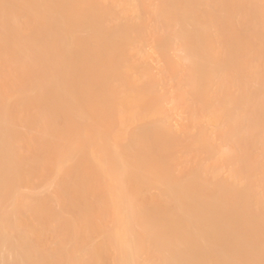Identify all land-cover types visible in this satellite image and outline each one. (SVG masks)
I'll use <instances>...</instances> for the list:
<instances>
[{
  "label": "bare ground",
  "instance_id": "obj_1",
  "mask_svg": "<svg viewBox=\"0 0 264 264\" xmlns=\"http://www.w3.org/2000/svg\"><path fill=\"white\" fill-rule=\"evenodd\" d=\"M11 1L0 0L3 25L16 17ZM63 2L23 7L34 11L28 23L42 26L40 40L31 39L33 28L22 43L8 40L1 25L0 54L10 64L1 63L14 64L1 66L2 84L18 85L25 67L19 77L47 83L33 114L17 116L43 128L32 129L35 146L31 132L19 135L33 145L23 146L29 155L21 148L33 168L16 147L3 165L18 175H8L0 205L20 201L12 210L23 218L0 221L2 263L264 264V0ZM46 40L68 61L72 100L59 101L70 102V114L55 100L61 89L49 79L52 56L41 55ZM20 88L19 101L38 91ZM83 114L95 123L89 134ZM180 155L186 167L175 173ZM19 182L30 190L15 191Z\"/></svg>",
  "mask_w": 264,
  "mask_h": 264
},
{
  "label": "rangeland",
  "instance_id": "obj_2",
  "mask_svg": "<svg viewBox=\"0 0 264 264\" xmlns=\"http://www.w3.org/2000/svg\"><path fill=\"white\" fill-rule=\"evenodd\" d=\"M66 1H67V2H66ZM66 1L64 0V2H63V5H62V6H63V9H67V8H69V6L66 7V5H65V4H67L68 2H69L68 5H71L70 2H71L72 0H71V1H70V0H66ZM11 2L13 3V6H14L13 8H14L15 11L13 10V14H14V16L16 15L15 18H18V17H19V18H21V19H18V20H17V19L14 18V21L16 20L15 22L12 21V20H10V22L12 21L11 23H12L13 25H11L10 22H7L6 25H3L4 23H6V21H3V22H2L3 24L0 22V23H1V24H0V30L2 31V32H0L1 35L4 33V31H7V33L5 32L4 34H5L6 38L8 37V38H7L8 40H9V36H10V37L13 36V37H11V38L13 39L14 37H15V38L18 37V35H19L20 37L22 36V37L24 38V35H25V39H23V38L21 37L22 40H21L20 38H16V39L14 38L15 40L18 39L17 41L22 43V41H23V40L25 41L26 39H28L29 36L32 37V32H33V35H34V36H33L31 39H34V40H40V38L42 37V35H43V33H44V31L42 30V26H41V25H37V24H36V26H34L33 24L30 25V24L28 23V21H27V19L29 18V16H30L31 14L34 15V14H33L34 11H33V12H30V11L36 9V8H35L36 6H35L34 4L37 3V0L33 1V2H35V3H33L32 0H30V1H29V0H17V1H16V0H13V1H11ZM24 2H26V3H24ZM29 3H31L33 6H32L31 4H29ZM15 4H16V5H15ZM21 4H22V5H21ZM24 5H26L27 7L24 6ZM64 5H65V6H64ZM18 6L20 7V8H19L20 11H19L18 14H17V11H18V10L16 11V7H18ZM23 7H25V9H28L29 7H31V8L34 7V8H33V9L29 8L30 11H29V10H26V11H25ZM21 8H23V11H25V12H23ZM17 9H18V8H17ZM36 10L38 11V9H36ZM36 10H35V11H36ZM21 11H22V12H21ZM26 12H27V13H26ZM23 13H24V14H23ZM30 13H31V14H30ZM19 14H20L21 16H20ZM25 15H26L27 17H23V16H25ZM32 15H31L30 17H32ZM22 17H23V18H22ZM25 19H26V23H25ZM18 21H19V24H17ZM20 21H22V22H20ZM23 21H24L25 25H24ZM15 23H16L17 25H20V24H22V25H20V26H16ZM51 23H53V21H50V22H49V24H51ZM8 24H9V25H8ZM14 24H15V26H16L17 28L14 26ZM28 24H29V26H27ZM1 25L3 26V29H4V27H5V29H6L8 26H9V28H11L12 26H14V27H13V28H14V29H13L14 31L12 30V28H11L12 31H11L10 29H8V28H7L8 30H5V29H4V31H3V30L1 29V28H2ZM25 26L28 27V28H26ZM32 26H33V27H32ZM37 26H38V27H37ZM22 27H23V29H25V30H22V29H21ZM35 27H37L38 29L35 28ZM32 28H33V29H32ZM39 28H40V29H39ZM29 29H32L33 31H32V30H29ZM34 29H35V30H34ZM36 29H37V30H36ZM9 30H10V31H9ZM16 30H17V31H16ZM31 31H32V32H31ZM11 32H15V33L17 32V34H15V33H11ZM10 33H11V35H8V34H10ZM19 33H20V34H19ZM35 33H37L39 36H36ZM4 34H3V35H4ZM22 34H23V35H22ZM28 34H29V35H28ZM3 35H2V38L5 39V36H3ZM7 35H8V36H7ZM16 35H17V36H16ZM26 35H27V36H26ZM44 35H45V33H44ZM44 35H43V36H44ZM35 36L38 37V39H37ZM35 38H36V39H35ZM12 39H10V40L14 43V40H12ZM42 39H43V38H42ZM20 40H21V41H20ZM17 41L14 43V44H16V45H15L16 47H17L18 45H20V43L18 44ZM48 41H49V42H48ZM44 42H45V43L47 42V43H46L47 45H46ZM44 42L42 41V44H43V43H44V44L41 45V48H43V50H44V51H43V54H41V55H45V54H46V56H47V54L49 53L48 56H50V57L52 56L51 58L53 59V62H52V69H53L54 71L52 70L53 74H52V73L50 74L51 76H49V79L52 80V81L55 83V87H56V88H59V89L62 90V93H61V90H58V89H57V93H56L55 98H57V95H58L59 98L55 99V100H56V103L58 102L57 105L59 104V105H58L59 107H60V106L63 107V105L66 104V105H64L65 109H64V107H63L64 112H65V113H66V112H67V113L69 112L68 114H70V109L66 108V106H67V104H69V103L71 102V100H72L71 97H69V96H71V93L69 94L68 92H71V89H69L68 84H69L70 82H72L73 80H70V79L72 78V77H71L72 74L70 73V69L68 68V61L62 57V52H61V51H62V48H60L59 46H55V45H53L54 43L52 44V42H51L50 40H46V41H44ZM17 44H18V45H17ZM48 45H49L50 49L52 48L51 50L48 49L49 47H48V48H44V47H47ZM52 45L54 46V48H53ZM43 46H44V47H43ZM57 47H58V48H57ZM18 48H19V46H18ZM18 48H16V49H18ZM59 48H60V49H59ZM55 49H56V50H55ZM14 50H15V48H14ZM41 50H42V49H41ZM47 50H49L50 52L47 51ZM54 50H55L56 52H55ZM45 51H47V52H45ZM54 52H55V53H54ZM15 55H18V54H15ZM21 55H22V54H21ZM21 55H19V56L22 57ZM2 56H3V57H2ZM53 56H54V57H53ZM56 56H57V59H56ZM0 57H2V58L4 59V60H2V61L0 60V68H1V66H2V70H8V69H11V68L14 66V64L12 65V67H11V65H8V63L10 62V60L5 59L6 57L4 58V55H1V54H0ZM16 57H18V56H16ZM2 58H0V59H2ZM59 58H60V59H59ZM4 61H7V62L9 61V62H8V63L6 62L4 65H2V63H3ZM1 62H2V63H1ZM56 62H57L58 64H57ZM59 62H60L61 64H60ZM53 63H54L55 65H54ZM9 64H10V63H9ZM11 64H12V62H11ZM63 64H64V65H63ZM7 65H8L7 69H6V68L3 69V67H4V66L6 67ZM53 65H54V66H53ZM57 65H58V66H57ZM60 65H61V66H60ZM25 66H26V65H25ZM25 66H24V67H25ZM55 66H56V68H54ZM9 67H10V68H9ZM57 67L59 68V70H58ZM61 68H62V69H61ZM63 68H64V70H63ZM22 69L24 70V68H22ZM67 69H68V70H67ZM0 70H1V69H0ZM23 70H21L20 72H22ZM27 70H28V69L25 67V71H23L22 73H26ZM60 70H61L62 72H61ZM57 71H58V72H57ZM65 71H66V72H65ZM20 72H18V73H20ZM157 72H159L158 69H157ZM18 73H17V76H18V77L16 76L17 78L15 79L16 81H18V85L15 84V83H13V85L11 86V87H13L12 89H11V87H9V86L5 87L7 84H4V83H3L4 85L2 84V82H4V79L1 80L2 77H1V75H0V77H1V78H0V82L2 81V82L0 83V85H1L0 87H2V88L5 87L4 89L0 88V89H1V90H0V94H1L0 96L2 97V98L0 97V99H5V98H6L5 100H0V107H2V109H1V108H0V109H1L3 112H4V110H5L4 113L1 112V110H0V114L2 115V116H1L2 118L0 117V127H1V125H2V127L0 128V131H1V135H2V132L4 133L3 135H5V134L7 135V137L5 136V143H4V138L1 140L2 143L6 144V145H4V144L0 145V147H1V146L3 147V148L0 149V152H1L2 155H3V152H4V156H5V158H4V156H2V155L0 154V168H1V169H0V170H1V171H0V178H2V179H0V190H1L0 193H2L3 190H5V191L7 192L8 187L11 185V184L8 185V182H10V179L8 180V177L10 176V178H11L13 175H14V177L18 175V174H16V173H14L13 170H12V173H13V174H11V171H9V169L7 168V170L10 172V173H8V171H6V169H4L5 167H4L3 165H6V164L11 160V159H10L11 157L13 158L14 155H17V152H19V151H17L16 148L19 149L20 151H22V153H24V154H22V156H24L26 152H27V154L29 155L28 151L30 150V147H31L29 144H31V145H32V143L34 144V142H33V140H32V135H33L34 133H36V132H34V131L37 130V132H38V130L41 131V130L43 129V128H41V126H40V129H39V126H38V128H36L37 125H40L38 122H36V120L33 119V120H31L32 122H24V120H22V119H20V120L18 119V120H17V116H18V114L21 113L22 111L27 112L28 114L34 112L33 110H34L35 107L37 106V103H36V102H38L37 100L41 97L40 94L43 93V92L46 90V89L44 88L45 85L47 84V83H46V79L43 77V80H42V77H41V78L38 77V76H34V77H33L32 74H31V76L26 74V75L29 77V79H31V78L33 77V78L31 79L32 82H33V80H35L36 77H37V78H36L37 80L40 78L37 82H36V80H35V82L30 83L31 80H29V79L27 78V76H26L27 81H25V80H26V79L24 78L25 75H21L22 78L20 79L21 76L19 77L20 74L18 75ZM22 73H21V74H22ZM27 73H28V71H27ZM28 74H29V73H28ZM62 74H63V75H62ZM66 74H68V75H66ZM69 74H70V75H69ZM55 75H56V76L59 75V76H58V79L56 78ZM3 77H4V76H3ZM30 77H31V78H30ZM65 77H66V79H65ZM70 77H71V78H70ZM23 78H24V79H23ZM54 78H55V79H54ZM63 78H64V80H63ZM22 79H23V80H22ZM68 79H69V80H68ZM61 80H62V81H61ZM16 81H14V82H16ZM44 81H45V82H44ZM38 82H39V83H38ZM57 82H58V83H57ZM60 82H61V83H60ZM63 82H64V83H63ZM67 82H68V83H67ZM20 84H21V85H20ZM22 84H23V85H22ZM24 84H27V85H24ZM33 84H34V85H33ZM35 84H36V85H35ZM41 84H42V85H41ZM14 85L17 86V89H16V88L14 89ZM19 85H20V86H19ZM30 85H31V86H30ZM32 85H33V86H32ZM43 85H44V87H43ZM56 85H58V86H56ZM61 85H62V86H61ZM3 86H4V87H3ZM21 86H23V88H24V86H27V88L30 90L31 93L36 92V90L41 91V92L39 93V92L37 91L36 94H34L35 96L32 95V94L30 93V94H31V95H30V98H31V99H29L28 101H25V100L22 101V100H21V101H22V102H21V101L18 100V99H21V98L19 97V95H20V94L23 92V90H24V89H21V88H20ZM46 86H47V85H46ZM59 86H60V87H59ZM8 87H9V88H8ZM18 87H19V88H18ZM32 87H33V88H32ZM41 88H43L44 91H42ZM63 88H64V89H63ZM5 90H7V91L10 90V91H9V92H6ZM12 90H13V91H12ZM19 90H20V91H19ZM32 90H33V91H32ZM64 90H65L66 92H65ZM67 90H68V91H67ZM2 91H3V93H2ZM4 91H5V92H4ZM59 91H60V93L58 94ZM11 92H12V93H11ZM63 92H65V95H63ZM7 93H9L8 96L5 95V94H7ZM15 93H17V94H15ZM38 93H39V94H38ZM43 94H44V93H43ZM2 95H4V96H2ZM37 95H38L39 97H37ZM66 95H67V97H66ZM5 96H6V97H5ZM31 96H32V97H31ZM61 96H62V97H61ZM63 96H65V98H67L66 101L69 100L70 102H67V103H66V101H64L65 98H64L63 100L59 101L60 99L63 98ZM8 97H9V98H8ZM34 97H35V98H34ZM60 97H61V98H60ZM68 97H69V99H68ZM10 98H11V99H10ZM15 98H16V99H15ZM12 99H14V100H12ZM33 99H34L35 101H34ZM6 100H7L9 103H8ZM11 100H12V101H11ZM17 100H18V103H16ZM57 100H58V101H57ZM1 101H2V102H1ZM5 101H6L7 103H6ZM29 101H30V102H29ZM4 102H5V103H4ZM25 102H26V103H25ZM28 102H29V103H28ZM33 102H34V103H33ZM60 103H61V104H60ZM63 103H64V104H63ZM11 104H13V105H11ZM20 104H22L23 107L20 106ZM24 104H25V105H24ZM27 104H28V105H27ZM33 104H35V105H33ZM3 105H4V107H3ZM6 105H7V106H6ZM16 105H17V107H16ZM19 106H20V108H22L21 111H20V108H18ZM25 106H28V107H27V110H26V109L23 110V108H24ZM10 107H11V108L14 107V108H13V109H9ZM33 107H34V108H33ZM6 108H7L9 111L6 110ZM28 108H29V109H28ZM30 109H31V110H30ZM66 109H68V110H66ZM11 110H12L13 112H11ZM16 110H17V111H16ZM15 111H16V112H15ZM6 112H7V114H6ZM9 112H10V114H8ZM14 112L17 113V115H16ZM22 113H23V112H22ZM27 113H26V114H27ZM67 113H66V114H67ZM3 114H4V115H3ZM28 114H27V115H28ZM32 114H33V113H32ZM4 116H5V117H4ZM9 116H10V117H9ZM82 116H83L84 118H83ZM3 117H4V118H3ZM13 117H14V119H16V121L13 119ZM6 118H7V119H6ZM8 119H9L10 122H8ZM87 119H88L87 115L85 116V114H83V115H81V121H80L79 123H81V122H83V121H85V122L87 121V122H88V124H87V126H89L88 129H87L86 124H85L84 122H83L84 124H83L82 126H81V124H80V126L83 127V128H85V129L87 130V134H89V132H92V131H90V127L95 128V123H94V121H93V122L91 121L92 119H91V120H89L90 118H89L88 120H87ZM2 121H3V123L1 124ZM19 121H20V122H19ZM17 122H18L19 125L16 124ZM22 122H23V123H22ZM34 122H35V123H34ZM178 122H179V124H182V122H183V118H178ZM8 123H9V125H8ZM13 123H14V124H13ZM20 123H21V125H20ZM28 123H31L32 125L30 124V125H31V126H30ZM10 124H11V125L13 124L14 126H10ZM15 124H16V125H15ZM27 124H28V125H27ZM34 124H36V125H34ZM23 125H24V126H23ZM26 125H27V126H26ZM93 125H94V126H93ZM3 126H4V127H3ZM9 126L12 127V129H11V128H10V129H11L12 131H14L13 133H12L11 130H10L11 132H9V130H8V129H9ZM15 126H16V127H15ZM19 126H21L23 129H22L21 127H19ZM42 126H43V125H42ZM18 127H19V128H18ZM25 127H26V128H25ZM29 127H30L31 129H30ZM34 127H35V128H34ZM13 128H16V129H13ZM17 128H18V129H17ZM20 128H21V130H20ZM178 128H179V127H178ZM3 129H4V130H3ZM32 129H34V131H33ZM35 129H36V130H35ZM16 130H17V133H18L19 131H20V132L17 134V133L15 132ZM22 130H23L24 132H23ZM31 130H32V131H31ZM93 130H95V129H93ZM180 130H181V129H180ZM180 130H177V132H179ZM25 131H26V132H25ZM8 132H9V134H8ZM30 132H31V137H30V135L28 134V133H30ZM32 132H34V133H32ZM100 132H101V131H98V133L101 135L102 133H100ZM21 133H22V134H21ZM38 133H40V132H38ZM10 134H11V135H10ZM1 135H0V138H2V136H3V135H2V136H1ZM8 135L11 136V137H13V135H14V137H13L14 139H13V138H12V139L9 138ZM15 135H16V136H15ZM19 135L22 136V137H27V135H29V137H30L31 139H30V138H28V139L32 140V143H31V142L27 143L26 141H29V140H27L26 138H22V137H21V138H22V139H21ZM25 135H26V136H25ZM16 137H18V138L16 139ZM82 138H83V137H82ZM9 139H10V140H9ZM24 139H25V140H24ZM12 140H13L14 143L17 142V144L14 145L13 142H12V143H13V144H12V143H11ZM18 140H20V141H18ZM21 140H22V141H21ZM1 141H0V142H1ZM82 141H84V140H81L79 143H81ZM7 142H8L9 144H8ZM18 143H19L22 147H21ZM21 143H22V144H21ZM0 144H1V143H0ZM7 145H8V147H7ZM13 145H14V149H13V147H11V146H13ZM17 145H18V146H17ZM24 145L28 146V147H29V150H26V146L23 147ZM5 146H6V147H5ZM32 146H33V145H32ZM34 146H35V144H34ZM15 147H16V148H15ZM21 148H22V149H25L26 152L23 151ZM32 148H33V147H32ZM32 148H31V149H32ZM3 149H4V150H3ZM6 150H7V151H6ZM13 150H14V151H13ZM15 150H16V151H15ZM8 151H9V152H8ZM13 153H14V154H13ZM19 154H20V153H19ZM19 154H18V155H19ZM27 154H26V155H27ZM26 155H25V156H26ZM28 155H27L26 157L28 158L27 160H28L29 164H28V163H27V164L30 165V166H28V167L30 168V167H31V163L34 164V161L32 160L31 156L28 157ZM25 156H24V157H25ZM180 156H181V155H180ZM2 157H3V158H2ZM178 157H179V156H178ZM181 157H183V156H181ZM30 158H31V159H30ZM184 158H185V157H183V159L181 158V160H180V162H179L180 164L176 163V165H175V164H174L175 162L172 164V166H173V167H172V168H173V171L176 170L175 173L178 172V171H180V170L182 171V170L185 169V167H186V162L184 161L185 163H183V164L181 163V162H183V160L186 159V158H185V159H184ZM3 159H5V162H6V163L2 161ZM176 161H179V158H177ZM23 164H25V163H23ZM27 164H25V167H26ZM8 165H10V163H9ZM181 165H182V166H181ZM177 166H179V167H177ZM20 167H21V168H22V167L25 168L23 165L20 166ZM9 168H10V166H9ZM31 168H33V166H32ZM176 168H177L178 170H177ZM25 169H26V168H25ZM154 169H155L156 173H157V172L159 173V168H158V167H157V168H154ZM2 170L6 171V172H5V173H4V172L2 173ZM10 170H11V168H10ZM15 170H16V169H15ZM27 170H28V169H27ZM157 170H158V171H157ZM15 172H16V171H15ZM1 173H2V174H1ZM4 174H5V175H4ZM35 174L37 175V173H34V175H35ZM2 175H3V176H2ZM6 175H7V176H6ZM8 175H9V176H8ZM30 175H31V176L28 177V178H29V182L32 181L31 179H32L33 177H34V178H35V177L38 178V175H37V176H34V175H32V173H31ZM1 176H2V177H1ZM5 176L7 177V181L4 183V181L6 180V179L4 180ZM30 178H31V179H30ZM36 178H35V180H36ZM15 179H16V177H15ZM15 179H14V180H15ZM54 179H55V178H54ZM11 180H12V178H11ZM30 180H31V181H30ZM33 180H34V179H33ZM27 181H28V180H27ZM37 181H38V179H37ZM37 181H35V182H37ZM55 181H56V183H58V182H59V179L56 178ZM32 182H34V181H32ZM32 182H31L30 184H33ZM6 183H7V184H6ZM10 183H11V182H10ZM4 184H6V185H4ZM22 184H24V185H22ZM27 184H28V183H27ZM27 184H26V186H27ZM30 184H28V186H29ZM54 185H55V184H54ZM18 186L21 187V190L17 189ZM23 186H24V187H23ZM26 186H25V183H24V182H19V183H17L13 188H15V189H14L15 191H16V189H17V190H19V191H21V192H23V193H24V192L26 193L27 191L30 190V188H29L28 186H27V187H28V188H27ZM263 189H264V186H263ZM14 190H12V191H14ZM12 191H11V194L13 193ZM19 191H18V193H20ZM3 193H4V194H0V198L2 197V195H6L4 191H3ZM18 193H17V194L15 193V194L17 195V198L20 200L21 197L18 196V195H19ZM8 194H9V196L11 195L10 193H8ZM21 194H22V193H21ZM22 195H24V194H22ZM22 195H21V196H22ZM24 196H26V194H25ZM4 197H5V196H4ZM7 197H8V196H7ZM7 197H6V198H7ZM2 198H3V197H2ZM6 198H5V200H6ZM17 198H16V199H17ZM8 199H11V197L8 198ZM8 199H7V202L5 201L7 204L4 203V205H3V202H4V201L2 200V201H3V202H1V203H2V206L0 205V207L5 208V207L8 206L9 203H13V204L11 205V208H10V209L12 210V209H13V205H17V204H19V202H20V201L16 200V202H15V204H14V201H12V202H8ZM13 199H14V198H13ZM13 199H12V200H13ZM9 201H11V200H9ZM17 201H18V203H17ZM3 206H5V207H3ZM9 207H10V206H9ZM9 207H7V208H9ZM14 207H15V206H14ZM16 207H17V206H16ZM7 208L4 209V210L1 209V211L3 210L4 213H3V211H2V212L0 211V214H2V215H0V221H1V222H4L5 225H6V222H5V221H8L7 224H8V223L10 224V223L13 221V220H12V217L10 218V216H14V217L16 218V219L13 218L14 220H21V219L23 218V215H21V218H20V217H17V213H16L15 215H13V214L16 212V211L13 212V210H15L16 208H14L12 211H9V209H8V211H7ZM25 208H26V207H25ZM26 210H27V209H26ZM24 211H25V210H24ZM12 212H13V213H12ZM6 214H7V215H6ZM8 214H10V216H9ZM22 214H24V212H23ZM1 217H2V218H1ZM3 217H4V218H3ZM6 218H7L8 220H7ZM1 219H2L3 221H2ZM4 219H6V220H4ZM9 220H11V221H9ZM0 225L3 226V223H2V224L0 223ZM5 225H4V226H5ZM5 245H7V242H6V241L0 246V248H2V249H3V247L6 248ZM48 245H51V241H50V240H48ZM2 249H1V250H2ZM1 250H0V251H1ZM5 250H6V249H5ZM4 252H5V251H4ZM1 253H2V252H0V259L2 260L3 257H4V255L1 256V255L3 254V253H2V254H1ZM5 253H6V252H5ZM1 260H0V261H1ZM2 262H3V260L0 262V264H3Z\"/></svg>",
  "mask_w": 264,
  "mask_h": 264
}]
</instances>
